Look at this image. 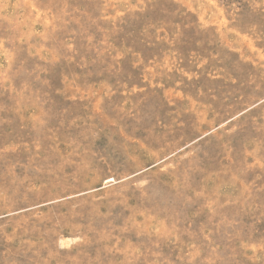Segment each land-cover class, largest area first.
I'll use <instances>...</instances> for the list:
<instances>
[{
	"label": "rangeland",
	"instance_id": "1",
	"mask_svg": "<svg viewBox=\"0 0 264 264\" xmlns=\"http://www.w3.org/2000/svg\"><path fill=\"white\" fill-rule=\"evenodd\" d=\"M0 264H264V0H0Z\"/></svg>",
	"mask_w": 264,
	"mask_h": 264
}]
</instances>
